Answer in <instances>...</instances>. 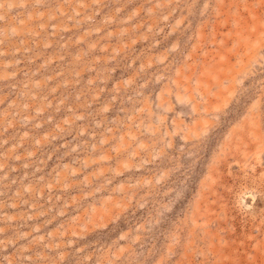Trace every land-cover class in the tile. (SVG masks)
<instances>
[{"label": "rangeland", "instance_id": "rangeland-1", "mask_svg": "<svg viewBox=\"0 0 264 264\" xmlns=\"http://www.w3.org/2000/svg\"><path fill=\"white\" fill-rule=\"evenodd\" d=\"M0 264H264V0H0Z\"/></svg>", "mask_w": 264, "mask_h": 264}]
</instances>
